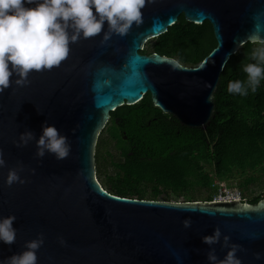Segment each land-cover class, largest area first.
<instances>
[{"label": "water", "instance_id": "1", "mask_svg": "<svg viewBox=\"0 0 264 264\" xmlns=\"http://www.w3.org/2000/svg\"><path fill=\"white\" fill-rule=\"evenodd\" d=\"M142 11L143 22L126 36L113 35L107 44L103 33L81 39L60 66L34 71L27 86L13 83L0 94V149L7 165L0 168V217L15 215L19 230L14 244L0 243V259L24 251L43 233L38 264H208L210 247L202 237L219 227L241 246L242 264H264L256 259V253L264 255V196L255 203L120 196L104 188L95 161L111 112L147 93L181 125L207 129L215 113V99L208 97L215 96L231 56L253 38L264 39V0H155ZM181 14L212 24L217 44L199 64L141 53ZM45 121L69 137L68 158L46 154L41 161L35 142L15 146L25 130L39 139ZM21 163L26 182L9 187L8 170ZM189 217L192 226L185 229L182 221ZM222 243L223 236L212 246L221 259L228 251Z\"/></svg>", "mask_w": 264, "mask_h": 264}, {"label": "trees", "instance_id": "2", "mask_svg": "<svg viewBox=\"0 0 264 264\" xmlns=\"http://www.w3.org/2000/svg\"><path fill=\"white\" fill-rule=\"evenodd\" d=\"M216 44L208 20L196 24L181 14L166 32L154 38L148 51L143 49L141 53L158 52L187 66H196ZM257 46L247 42L231 56L215 93L214 116L205 130L183 126L172 116L165 118L168 115L154 106L149 93L136 104L112 111L103 129L107 136L102 138V131L95 148L97 176L101 162L116 157L108 134L118 140L116 148L125 158L113 159L116 174L107 177L110 192L148 199H158L163 194L164 200H170V195L181 196L198 188L207 191V200H212L218 189L215 179L231 181L236 175L241 176L236 186L242 194L251 183L260 181L262 175L255 174L259 169L264 173V81L248 96L227 92L230 81L246 79L243 64L253 62L249 57ZM118 124L129 131L133 143L137 131L132 128L136 127L143 128L147 140L142 138L129 147V140L117 133ZM150 126L159 130L144 132ZM177 129L179 135L175 138ZM167 135H172L170 140ZM263 196L264 191L247 201L255 203Z\"/></svg>", "mask_w": 264, "mask_h": 264}, {"label": "clouds", "instance_id": "3", "mask_svg": "<svg viewBox=\"0 0 264 264\" xmlns=\"http://www.w3.org/2000/svg\"><path fill=\"white\" fill-rule=\"evenodd\" d=\"M153 2L155 0H0V94L13 83L19 87L27 86L29 75L34 71L60 66L70 55V45L81 39L103 33L101 43L107 44L113 35L126 36L134 25L139 26L143 22L142 10ZM251 42L258 46L250 53L249 59L253 62L243 64L246 79L230 81L227 85L229 94L248 96L249 91L255 93L264 81V39L256 37ZM214 99V93L210 94L208 102ZM32 142L37 149L35 155L41 161L46 154L62 161L72 152L69 137L48 121L42 125L39 139L33 131L25 130L14 144L22 148ZM6 166L3 149H0V168ZM23 171L22 163L9 169L6 184L11 187L25 183L21 177ZM16 221L15 215L0 217V243L11 246L16 242L19 231L13 226ZM182 223L185 229L192 226L190 217ZM222 236L221 247L228 249L223 259L212 247L221 242ZM59 242L62 246L67 243L63 237ZM44 243L45 236L39 233L37 238L25 243L24 251L0 259V264H38L37 253ZM202 243L210 247L208 264H242L238 257L241 246L232 243L231 237L223 235L219 227L213 234L203 236ZM256 259H264V255L256 253Z\"/></svg>", "mask_w": 264, "mask_h": 264}, {"label": "rangeland", "instance_id": "4", "mask_svg": "<svg viewBox=\"0 0 264 264\" xmlns=\"http://www.w3.org/2000/svg\"><path fill=\"white\" fill-rule=\"evenodd\" d=\"M154 38L150 39L146 42L144 46V51H148L150 49L151 44L153 43ZM104 132V131H103ZM102 138L107 136V132L101 133L100 135ZM112 153L114 154V148L112 146L111 148ZM115 155V154H114ZM114 160H118L119 158L115 157ZM113 159H109L107 162H101V165L99 167L100 174L98 175L99 181L103 184L104 188H106L108 191H110V186L107 183V177L109 175H113L115 172V166ZM207 167V166H206ZM210 168V167H208ZM98 170V168H97ZM256 176L262 175L261 180L257 181L255 183H251L248 187L245 188L244 194L240 192V189L236 186L237 183H239V180L241 176H235L233 180H220L215 179V185L218 186V189L215 191L212 200L214 199H222L223 197H226L227 195H230L231 197H240L241 200H247L252 195H256L259 193H262L264 191V173L259 169L256 171ZM230 185V186H229ZM208 192L203 189L196 190H190L185 193H183L181 196H173L170 195V200L173 201H207ZM244 198V199H243ZM158 199H165L164 195H160Z\"/></svg>", "mask_w": 264, "mask_h": 264}, {"label": "flooded vegetation", "instance_id": "5", "mask_svg": "<svg viewBox=\"0 0 264 264\" xmlns=\"http://www.w3.org/2000/svg\"><path fill=\"white\" fill-rule=\"evenodd\" d=\"M168 116H166L165 118H167V119H169L170 118V116L171 115H169V114H167ZM146 128H148V130L147 131H144V132H148L149 130H159V128H157V127H153V126H150V127H146ZM153 128V129H152ZM116 129H117V133L123 138V139H125L126 141L127 140H129V134H128V130L127 129H125V128H123L122 126H120L119 124L118 125H116ZM133 130H136L137 132H136V134H135V143H133L132 142V140H129L127 143H128V145H129V147H132L134 144H137V141L138 140H140V139H145V140H147V134H142V130H143V128H141V127H136V128H132ZM142 134V135H141ZM179 135V130L177 129V133H176V135H175V138H176V136H178ZM108 136L110 137V140H111V146H113L114 147V154H115V156L117 157V158H122V161L125 159L124 158V156L120 153V150L118 149V148H116V146L118 145V140L117 139H115V138H113L110 134H108ZM170 137H172V135H170V136H168L167 135V139L168 140H170ZM130 142V143H129ZM126 143V144H127ZM133 144V145H132ZM129 153H132V151H129ZM114 174H116V170H115V172H114ZM113 174V175H114Z\"/></svg>", "mask_w": 264, "mask_h": 264}, {"label": "built area", "instance_id": "6", "mask_svg": "<svg viewBox=\"0 0 264 264\" xmlns=\"http://www.w3.org/2000/svg\"><path fill=\"white\" fill-rule=\"evenodd\" d=\"M232 199H240V197H231L230 195H227L226 197H223L222 199H215V200H232Z\"/></svg>", "mask_w": 264, "mask_h": 264}]
</instances>
